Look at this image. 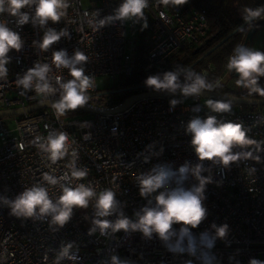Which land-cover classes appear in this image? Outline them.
<instances>
[{
    "label": "built area",
    "instance_id": "built-area-1",
    "mask_svg": "<svg viewBox=\"0 0 264 264\" xmlns=\"http://www.w3.org/2000/svg\"><path fill=\"white\" fill-rule=\"evenodd\" d=\"M87 1L89 5L85 7L82 0H68L66 15L57 23L49 22L47 27L57 31L66 28L69 37H62L47 52L33 45V41L42 39L44 29L31 23L18 27L14 17L7 13L0 15V20H6L24 42L19 52L9 53L8 76L0 80V110L23 109L39 101L59 99V93L46 99L34 89L24 90L16 83L37 61L51 65L49 75L54 86L56 77L62 81L73 79L67 68L52 64L53 51L64 49L71 56L79 50L87 57L82 62L85 75L94 77V86L87 91L88 109L78 108L58 115L50 105L11 115L13 125L7 120L9 116L0 117V197L14 200L26 188L40 184L55 201L62 194L60 183H70L72 187L84 184L98 194L104 189L116 194L117 211L102 219L114 222L123 213L135 222L138 219L135 213L150 199L141 197L137 177L154 167H165L176 174L170 181V186L175 187L181 166L201 163L191 145V133L187 132L191 119L213 115L222 122L240 123L248 130V137L260 144V150L255 145L234 148V152L250 151L252 157L241 158L227 167L202 162L201 175L211 178L205 186L203 201L207 216L198 227L189 226L196 234L191 250L185 239L182 251L172 250L183 227L179 223L173 225L177 236L168 242L155 233L148 238L131 230L113 233L109 229L102 235L97 228L90 234L96 218L94 199L88 208H74L71 219L62 228L50 226L51 217H15L0 201V264H57L61 249L68 244L72 245L69 256L75 259L64 257L58 264H109L112 256L129 264L264 261V108L214 113L201 104L200 97L187 102L183 96H146L111 111L121 101L111 103L96 83L99 76L115 78V84L123 83L132 73L139 54L152 68L206 41L209 24L205 11L193 7L188 0L182 5H174L171 0L168 4L163 0H148L143 19L115 20L99 28L95 21L114 15L122 0ZM173 99L180 101L174 107L170 103ZM196 107L200 108L199 112L193 111ZM51 131L68 134L66 154L55 162L39 148ZM73 164L86 175L73 177ZM45 174L56 177L60 183L49 184L44 180ZM197 184L191 173L183 181L185 188ZM213 224H226L228 230L224 238H216L209 248L200 236L204 232L214 236Z\"/></svg>",
    "mask_w": 264,
    "mask_h": 264
},
{
    "label": "clouds",
    "instance_id": "clouds-1",
    "mask_svg": "<svg viewBox=\"0 0 264 264\" xmlns=\"http://www.w3.org/2000/svg\"><path fill=\"white\" fill-rule=\"evenodd\" d=\"M169 2L170 0H163L164 4ZM186 2L187 0H171L174 5H182ZM68 6V0H0V15L7 13L14 17L18 27L31 23L34 27L39 26L44 29L42 39L33 41V45L40 51L47 52L62 37H69L66 28L57 31L55 28L47 27L49 22H59L66 15ZM147 6L148 0H122L114 10V15L98 19L95 23L100 28L115 20H140L144 18V9ZM95 16H98L97 12H95ZM262 17H264V6L244 9L243 20L249 28ZM89 23L91 24L93 21L90 20ZM23 43L20 34L10 28L6 20H0V80L6 79L8 76L6 65L11 59L10 51L19 52ZM51 59L52 64L57 68H67L73 79L62 81L56 77L54 86L53 78L49 75L51 65L37 61L32 68L17 78V85L24 90L34 89L37 94L43 95L46 99L59 93V99L51 104L58 115L86 105L89 100L87 91L94 86V77L85 75L82 63L87 60V57L79 50L69 56L66 50L61 49L53 51ZM226 66L230 72L234 71L238 75L236 80L238 86L248 89L249 94L255 93L264 97V87L258 83L260 78L264 77V51L238 44L228 57ZM181 76H183V81L180 79ZM145 84L158 92L166 91L172 94L179 92L185 98L197 97L205 89L210 90L213 87L204 75L185 68L167 71L162 75H151L147 77ZM179 102L176 99L170 101L173 107ZM206 106L214 113H228L232 110V101L208 99ZM193 111L199 112L200 108L196 107ZM247 131L240 123L222 122L213 115L204 119L199 117L191 119L187 125V132L191 133V145L201 163L193 167H190L188 163L181 166L179 168L180 178L176 180L175 187L170 186V181L176 174L165 167H154L148 173L137 177L141 197L150 199H148L147 205L135 213L138 218L135 222L124 216L123 213H120L114 222L102 219L115 213L119 207L116 194L112 190L104 189L98 194L91 186L79 184L72 187L70 183H60L56 177L48 174L44 175V180L52 185L60 183L62 189V194L55 201L49 197L47 188L40 184L26 188L14 200L0 197V201L10 208L11 215L15 217L39 219L51 217L50 226L62 228L71 219L74 208H88L90 201L94 199L92 205L96 218L92 221L93 227L89 230L90 234L97 228L102 235L109 229L113 233L120 230L125 232L131 230L139 231L148 238H151L155 233L162 241L168 242L172 237L177 236L173 225L179 223L183 227L179 230L172 250L182 251L181 244L185 238H187L188 247L191 250L195 238L192 236L189 226L191 228L198 227L207 216L203 201L205 186L211 182V178L201 175L204 170L202 162L211 161L213 164L227 167L241 158L252 157L250 151H233L236 147L245 149L251 145H255L256 149L260 150V144L250 139ZM67 140V133L51 131L46 139L39 144V148L48 154L51 161L55 162L65 156ZM255 159L258 160L259 157H255ZM71 167L73 177L86 175L84 171L76 169L74 164ZM189 173L195 177L198 184L185 188L183 181L187 179ZM62 179L68 180L69 178ZM161 189L163 190L158 192ZM157 192L158 194L153 196ZM211 227L215 229L214 236L208 232L201 233L200 236L201 242L209 248L214 245L216 238H224L228 230L226 224L221 226L213 224ZM71 247L72 245L68 244L61 249L57 257V264L64 257L75 259V257L69 256ZM109 264H129V262L112 256ZM249 264H264V261L251 259Z\"/></svg>",
    "mask_w": 264,
    "mask_h": 264
},
{
    "label": "trees",
    "instance_id": "trees-1",
    "mask_svg": "<svg viewBox=\"0 0 264 264\" xmlns=\"http://www.w3.org/2000/svg\"><path fill=\"white\" fill-rule=\"evenodd\" d=\"M188 1L193 7L203 9L205 11L209 24V30L206 38L207 42L202 41V45L182 50L165 60L160 65L152 68L148 66L143 55H137L133 65V71L130 76L126 77L123 83L115 84L106 89L104 92L101 91L103 96L109 99L111 103H118L133 93L152 89L145 84V80L151 75H162L167 71H175L177 68H187L190 65L191 67L188 69L204 75L207 81L213 85L210 90H216L231 95L264 98L255 93L249 94V91L244 90L243 87L239 89L237 84H235L234 87H230L221 82V77L224 75L234 77L230 74V71L226 66L228 57L232 54L234 47L242 43L249 27L245 24L234 31L231 35L229 34L242 22H244L243 14L245 8L255 9L260 6H264V0ZM253 24L256 28L253 38L256 35V39L259 41L262 34H264V32H262V28H264V17L255 21ZM241 28L244 30L241 31ZM219 42L221 43L218 44ZM214 46L215 48H213L209 53H206ZM261 51H264V48H262ZM203 69H206L205 74L202 73ZM180 79L183 81V76H181ZM235 80H237L236 77ZM261 86L264 87V84ZM259 106L264 108V105ZM232 107H234L232 109L235 110L240 109L248 111L253 110L258 106L232 103Z\"/></svg>",
    "mask_w": 264,
    "mask_h": 264
},
{
    "label": "water",
    "instance_id": "water-1",
    "mask_svg": "<svg viewBox=\"0 0 264 264\" xmlns=\"http://www.w3.org/2000/svg\"><path fill=\"white\" fill-rule=\"evenodd\" d=\"M245 24H246L245 21L242 22L229 35H231L234 31H236L237 29H239L241 26H243ZM255 30H256V28H255V26L253 24L252 27L247 30V32H246L241 44H243V45H245L247 47H251L252 38H253ZM206 42H207V40H206ZM221 42H219L218 44H220ZM215 46L212 47L211 49H209V51H207L206 53H209L213 48H215ZM190 67H191V65L189 67L185 68V69H188ZM230 74H232L234 77L238 78V75L234 71H231ZM238 87H239V89L242 88L240 86H238ZM146 96L173 97V96H182V95L179 92H177L176 94H172V93H168L166 91L158 92V91H155L153 89L152 90H144V91H140V92H137V93H133V94L125 97L111 111H118L120 109H123V108L127 107L128 105H130L131 103H133L134 101H136L137 99L142 98V97H146ZM197 97H205V98H210V99H214V100L228 99V100H231L232 103H235V104H245V105H252V106L264 105V98H254V97H245V96L231 95V94H227V93H224V92H220V91H216V90H209V89H205L201 93V95H199ZM56 100H58V99H56ZM54 101L55 100H52V101H47V100L39 101V102H36V103H32V104L26 106L23 109L22 108H17V109H9V110H0V117H2V116H11V115H21L24 112H32L34 110H38V109H41V108H44V107H48ZM80 108L88 109V107L86 105H84V106H82ZM190 232H191L192 236L195 238L196 237L195 232L193 230H191ZM185 240H187V238H185Z\"/></svg>",
    "mask_w": 264,
    "mask_h": 264
},
{
    "label": "rangeland",
    "instance_id": "rangeland-1",
    "mask_svg": "<svg viewBox=\"0 0 264 264\" xmlns=\"http://www.w3.org/2000/svg\"><path fill=\"white\" fill-rule=\"evenodd\" d=\"M82 3H83V5L85 7L89 5V2L87 0H82ZM262 32H264V28H262ZM252 44L253 45H252L251 48H254V49H257V50L261 51V49L264 48V34H262V37L260 38L259 41L256 39V35H255L254 38H253V43ZM221 82L226 84L227 86H230V87H234L235 84H236L235 77L227 76V75H224L223 77H221ZM96 83H97L98 89L104 92V91H106V89H108V88L112 87L113 85H115L116 79L115 78H110L108 76H99V77L96 78ZM258 83L260 84V86L262 84H264V77H261L260 80L258 81ZM243 89L249 91L246 88H243ZM192 99H193V97L185 98V100L187 102L192 101ZM208 99H210V98L201 97L200 98L201 104L206 106V101ZM232 108H234V107H232ZM7 118H8L7 120L10 121V125H13L12 116H9Z\"/></svg>",
    "mask_w": 264,
    "mask_h": 264
},
{
    "label": "flooded vegetation",
    "instance_id": "flooded-vegetation-1",
    "mask_svg": "<svg viewBox=\"0 0 264 264\" xmlns=\"http://www.w3.org/2000/svg\"><path fill=\"white\" fill-rule=\"evenodd\" d=\"M204 43H205V42H204ZM199 45H202V43H201V44H199ZM199 45H198V46H199Z\"/></svg>",
    "mask_w": 264,
    "mask_h": 264
}]
</instances>
